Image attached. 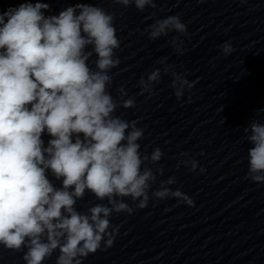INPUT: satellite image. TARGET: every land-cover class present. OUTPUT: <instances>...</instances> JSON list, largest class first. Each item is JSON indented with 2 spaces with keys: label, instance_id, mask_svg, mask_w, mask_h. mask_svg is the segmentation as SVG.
I'll use <instances>...</instances> for the list:
<instances>
[{
  "label": "clouds",
  "instance_id": "clouds-1",
  "mask_svg": "<svg viewBox=\"0 0 264 264\" xmlns=\"http://www.w3.org/2000/svg\"><path fill=\"white\" fill-rule=\"evenodd\" d=\"M112 3L140 12L157 9L156 0ZM49 10L48 3L25 0L0 12V246L23 252L25 264H44L54 253L55 264H83L90 254L113 246L120 230L110 219L114 214L144 209L150 194L155 200L171 197L190 207L194 201L169 187L176 183L174 176L160 180L153 190L164 172L163 165L154 166L164 153L160 147L142 152L138 141L144 139V129L137 126L138 120L116 115L121 107H136V101L125 99L123 86L116 98L110 91L116 75L111 70L121 63L114 13L89 3L68 6L58 15H45ZM155 15L153 11L145 19ZM144 32L157 40L170 32L186 35L187 26L179 15H169L154 19ZM169 46L177 55L186 51L180 36H173ZM234 51L230 42L221 45L224 56ZM166 60L159 63L170 73V87L179 101L197 81L176 72ZM160 78L159 68L146 79L141 76L137 94L154 95ZM45 133L51 137L47 146ZM244 134L253 145L245 178L260 185L264 123L251 121ZM180 155L185 159L177 169L183 164L196 172L199 162L187 152ZM86 193L106 203L82 212L77 203Z\"/></svg>",
  "mask_w": 264,
  "mask_h": 264
}]
</instances>
